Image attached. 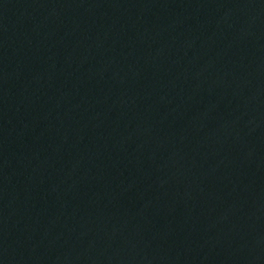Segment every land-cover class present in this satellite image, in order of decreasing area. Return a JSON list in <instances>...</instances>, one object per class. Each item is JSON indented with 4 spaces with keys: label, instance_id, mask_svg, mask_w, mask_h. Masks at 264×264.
<instances>
[{
    "label": "water",
    "instance_id": "95a60500",
    "mask_svg": "<svg viewBox=\"0 0 264 264\" xmlns=\"http://www.w3.org/2000/svg\"><path fill=\"white\" fill-rule=\"evenodd\" d=\"M0 264H264V0H0Z\"/></svg>",
    "mask_w": 264,
    "mask_h": 264
}]
</instances>
